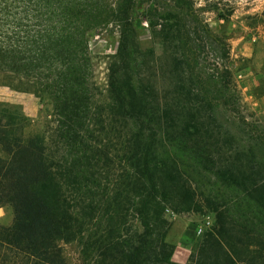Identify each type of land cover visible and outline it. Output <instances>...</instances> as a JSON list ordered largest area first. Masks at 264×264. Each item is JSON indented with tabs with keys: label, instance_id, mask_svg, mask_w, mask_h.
Here are the masks:
<instances>
[{
	"label": "trees",
	"instance_id": "16d2710c",
	"mask_svg": "<svg viewBox=\"0 0 264 264\" xmlns=\"http://www.w3.org/2000/svg\"><path fill=\"white\" fill-rule=\"evenodd\" d=\"M136 1L0 0V80L51 106L34 129L0 103V208L12 212L0 264H66L61 242L89 264H168L172 246L155 239L165 211L203 208L216 226L189 264H264V131L240 103L230 36L202 22L199 46L186 0L148 13L176 78L163 101L153 52L134 39ZM109 26L117 44L99 86L87 34Z\"/></svg>",
	"mask_w": 264,
	"mask_h": 264
},
{
	"label": "rangeland",
	"instance_id": "374dc122",
	"mask_svg": "<svg viewBox=\"0 0 264 264\" xmlns=\"http://www.w3.org/2000/svg\"><path fill=\"white\" fill-rule=\"evenodd\" d=\"M186 1L191 3L193 17L185 20L184 30L191 39L198 38L195 42L199 46H203L207 41L202 22H207L209 28L219 37L223 33L230 36L229 65L240 103L249 121L256 122L260 126L259 129L264 131V0ZM173 4L168 0H137L132 13L137 46L141 51L153 52V80L158 96L163 101L174 99L176 78L170 52L163 43L160 27H149L145 18L151 13L157 20V17ZM87 40L94 80L100 86L105 82L107 65L116 50L117 34L114 28L109 26L102 32L98 30L88 32ZM217 45L215 38L212 39V48H217ZM197 54L203 55L202 51ZM0 103L8 110L27 117L34 129L41 128L51 108L47 100L38 97L32 91L15 89L1 80ZM11 219V210L8 207H1L0 224L7 226ZM215 226V215L205 208L201 212L179 214L168 210L157 226L155 239H159L164 233L165 241L172 246L168 264H189V257L196 251L202 235ZM199 228L201 232L197 234ZM152 244L154 247L157 245L156 241ZM60 246L66 264H89L81 255L80 246L76 242H61ZM152 260L150 256L147 257L145 264H152Z\"/></svg>",
	"mask_w": 264,
	"mask_h": 264
},
{
	"label": "built area",
	"instance_id": "2783aa9c",
	"mask_svg": "<svg viewBox=\"0 0 264 264\" xmlns=\"http://www.w3.org/2000/svg\"><path fill=\"white\" fill-rule=\"evenodd\" d=\"M207 223H208V221H206V222H205V224H207ZM196 232H197V234H199V233L201 232V229H200V228H199V229H197V231H196Z\"/></svg>",
	"mask_w": 264,
	"mask_h": 264
}]
</instances>
